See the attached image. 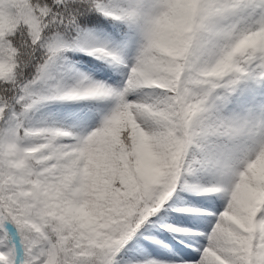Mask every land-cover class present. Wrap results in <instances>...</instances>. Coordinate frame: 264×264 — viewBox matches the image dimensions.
Returning <instances> with one entry per match:
<instances>
[{"label": "snow or ice", "instance_id": "6c2138e0", "mask_svg": "<svg viewBox=\"0 0 264 264\" xmlns=\"http://www.w3.org/2000/svg\"><path fill=\"white\" fill-rule=\"evenodd\" d=\"M0 264H264V0H0Z\"/></svg>", "mask_w": 264, "mask_h": 264}]
</instances>
